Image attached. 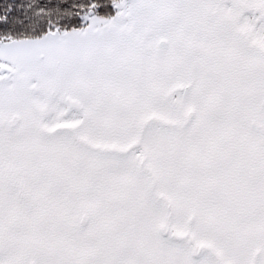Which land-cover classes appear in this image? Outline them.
<instances>
[{
  "label": "snow or ice",
  "instance_id": "snow-or-ice-1",
  "mask_svg": "<svg viewBox=\"0 0 264 264\" xmlns=\"http://www.w3.org/2000/svg\"><path fill=\"white\" fill-rule=\"evenodd\" d=\"M0 264H264V0H3Z\"/></svg>",
  "mask_w": 264,
  "mask_h": 264
},
{
  "label": "trees",
  "instance_id": "trees-1",
  "mask_svg": "<svg viewBox=\"0 0 264 264\" xmlns=\"http://www.w3.org/2000/svg\"><path fill=\"white\" fill-rule=\"evenodd\" d=\"M3 2V0H0V3H2Z\"/></svg>",
  "mask_w": 264,
  "mask_h": 264
}]
</instances>
